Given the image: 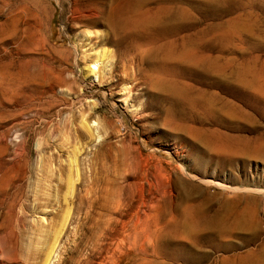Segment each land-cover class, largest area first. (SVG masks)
I'll list each match as a JSON object with an SVG mask.
<instances>
[{
    "label": "rangeland",
    "instance_id": "rangeland-1",
    "mask_svg": "<svg viewBox=\"0 0 264 264\" xmlns=\"http://www.w3.org/2000/svg\"><path fill=\"white\" fill-rule=\"evenodd\" d=\"M70 2L0 0V264H264V0H147L119 47Z\"/></svg>",
    "mask_w": 264,
    "mask_h": 264
},
{
    "label": "bare ground",
    "instance_id": "bare-ground-1",
    "mask_svg": "<svg viewBox=\"0 0 264 264\" xmlns=\"http://www.w3.org/2000/svg\"><path fill=\"white\" fill-rule=\"evenodd\" d=\"M70 1H71L70 2V12L71 13H69L68 11L67 12L69 14H71V16L69 18L71 23L75 24V26H77V28L83 27V26H88V25L94 26L96 24L103 25L104 27H106L107 32L105 34H100V35L96 34V35H98L96 37L94 35L95 42L97 41L96 43L100 42L102 44L106 43L109 45H115L116 47H119L121 44H123L124 41H126V39L129 38L128 36H124V34H128V35L132 36L133 31L138 26L147 27L149 25L156 24V22L159 19L158 13H160V12L166 13L167 12L166 10H162V11L160 10L159 12L156 11L155 13H152L151 10L145 9V3L147 0H102V1L101 0H70ZM37 5H38V3H37ZM23 12L25 14V11H23ZM38 13H39V11H38ZM29 15H28V17H30ZM25 17H26V14H25ZM36 17H37V13H36V15L32 14L31 15V18H32L31 23H28L29 24L28 26L32 30L33 34H35L36 32L38 34V32L41 29L40 21L38 19H36ZM24 19L27 20L28 18H24ZM19 21H22V16H20L19 19L12 20V23L15 22V23L19 24ZM10 22H11V19H6L4 21H0V49H1V46H6L8 44V42L12 39V38L10 39V33H12V32L9 31ZM16 27H14V28H16ZM14 31H15V29H14ZM81 31H83V30H80V32ZM18 32H20V30H18ZM85 32L81 35V41L85 42V43L87 42V44H86V47H87V45L89 46V43L91 42L90 39H92V38L89 35L90 33L85 34ZM40 34H41V32L39 33V35ZM102 55H103V53H102ZM102 55L98 52L96 53V55L94 57L95 60L93 59V61H92L93 67L87 68L88 74L92 73V70H95L94 66L98 62V60H100ZM9 56L10 55H9L7 49L4 52V55L0 54V69H1V71H6L9 68V66L11 65V63H9L7 61ZM9 61H11V60H9ZM201 61H202V59H201ZM195 63H198V62H195ZM4 75H6V74H4ZM171 85H172V83L169 85H165V86L169 87V90L170 89L171 90L176 89ZM174 91H171V92H174ZM175 94H178V93H175ZM190 223L191 222H189V224ZM191 224H193V223H191ZM183 227L186 228V230H187V229H189L190 226H188V224H185V225H183ZM192 229H193V226H192ZM187 231H190V230H187Z\"/></svg>",
    "mask_w": 264,
    "mask_h": 264
}]
</instances>
